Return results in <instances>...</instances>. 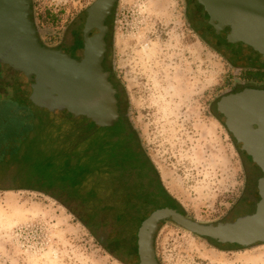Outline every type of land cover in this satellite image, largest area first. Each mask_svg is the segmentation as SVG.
I'll list each match as a JSON object with an SVG mask.
<instances>
[{
  "label": "rangeland",
  "instance_id": "1",
  "mask_svg": "<svg viewBox=\"0 0 264 264\" xmlns=\"http://www.w3.org/2000/svg\"><path fill=\"white\" fill-rule=\"evenodd\" d=\"M94 1L32 0L42 45L78 55L77 22ZM108 27L112 130L32 107L26 80L0 66V264H137L134 234L154 208L208 225L255 211L260 173L214 109L248 77L208 38L202 9L119 0ZM154 248L160 264H264V245L216 246L165 222Z\"/></svg>",
  "mask_w": 264,
  "mask_h": 264
},
{
  "label": "water",
  "instance_id": "2",
  "mask_svg": "<svg viewBox=\"0 0 264 264\" xmlns=\"http://www.w3.org/2000/svg\"><path fill=\"white\" fill-rule=\"evenodd\" d=\"M118 1L95 0L85 10L77 22L79 54L71 57L41 44L31 20L32 0H0V66L26 80L32 107L59 114L66 122L84 120L100 132L117 126V90L103 62L108 21ZM194 1L221 48L264 66V0ZM216 111L224 118L236 149L261 172L255 211L231 223L208 225L170 207L154 208L140 220L134 234L137 264H160L154 237L164 222L218 245H264V89L246 88L223 96ZM134 199H143L142 193H136Z\"/></svg>",
  "mask_w": 264,
  "mask_h": 264
},
{
  "label": "flooded vegetation",
  "instance_id": "3",
  "mask_svg": "<svg viewBox=\"0 0 264 264\" xmlns=\"http://www.w3.org/2000/svg\"><path fill=\"white\" fill-rule=\"evenodd\" d=\"M201 8V7H200ZM193 22V23H192ZM34 24V23H33ZM196 24V25H195ZM205 32L208 36L209 39H215V42L217 43L218 46H220L221 42L217 39V36L212 32V30L207 26L205 25ZM189 27L191 28V32L194 33V36L196 37L197 34H198V29H197V23L196 21H192L191 20V25H189ZM37 31V30H36ZM109 33V31H108ZM37 36L39 38V41H40V37L37 33ZM107 39H108V35H107V38H106V42H107ZM41 42V41H40ZM42 44V42H41ZM107 51H108V42H107ZM226 55L228 56L229 58V61L231 62V64L235 67V68H241V70L245 73V75H247L248 77V80L246 82H244L239 89H234L232 92L226 94V95H230V94H234V93H237V92H240L242 91L243 89H246V88H252V89H264V79H256L258 78V76L254 77L253 79L252 78H249V74L253 73V74H260V72H262V69L263 67H257V66H253V65H250L252 60L249 58V57H243L239 54H236V51H232V50H226ZM107 54V53H106ZM106 57V56H105ZM248 59H250V61H248ZM249 63V64H248ZM254 63V62H253ZM257 64V63H255ZM104 70L105 71H108L110 73V77H109V81L113 84V86L116 88L117 90V86L116 84L113 82V74H112V71H109L107 70V68L105 66H103ZM224 95V96H226ZM223 96H221L217 101L216 103L222 98ZM116 99H117V102H118V112H119V119L118 121H120L121 119V111H120V107H119V101H118V90H117V94H116ZM216 103L214 104V109H215V112L218 114V112L216 111ZM218 116H220L218 114ZM220 118L223 120V125H224V118L220 116ZM245 159H247L248 163L250 164V171H252L254 174L258 171L260 173V176H261V172L258 168H256L251 160L249 159V157H247L246 155H244ZM259 176V177H260ZM259 179V178H258ZM256 179V182H255V187L257 186V180ZM146 180V179H145ZM252 179H249V181L251 182ZM256 191H257V188H256ZM258 195V194H257ZM259 198L257 199V202H258ZM163 207H170V208H173L179 212H181L180 210H178L177 208H175L174 206H163ZM183 215H185L183 212H181ZM186 216V215H185ZM187 217V216H186ZM188 218V217H187ZM190 219V218H189ZM165 223H169V222H165ZM220 246H224V245H220ZM231 247V246H229Z\"/></svg>",
  "mask_w": 264,
  "mask_h": 264
},
{
  "label": "trees",
  "instance_id": "4",
  "mask_svg": "<svg viewBox=\"0 0 264 264\" xmlns=\"http://www.w3.org/2000/svg\"><path fill=\"white\" fill-rule=\"evenodd\" d=\"M248 61H250V59H248ZM251 62V61H250ZM249 64V63H248ZM250 65H253V66H257V67H263V68H261L262 69V72H260V74H253V73H251V74H249V78H254V77H256V76H258V78H256V79H262L263 80V78H264V66H261V65H259V64H255V63H253V62H251V64ZM30 103V102H29ZM31 105V104H30ZM233 139V138H232ZM234 141V140H233ZM250 159V158H249ZM257 199H258V195H257ZM125 211H127L126 210V208H124V209H121V214L119 215V216H117L116 217V223H120V222H122L123 221V217L125 216L124 214H126V212ZM208 241V240H207ZM209 242H211V241H209ZM99 243H100V246L101 247H103L104 248V246H103V243L99 240ZM211 243H213L214 245H216V246H220V245H218V244H216V243H214V242H211Z\"/></svg>",
  "mask_w": 264,
  "mask_h": 264
},
{
  "label": "bare ground",
  "instance_id": "5",
  "mask_svg": "<svg viewBox=\"0 0 264 264\" xmlns=\"http://www.w3.org/2000/svg\"><path fill=\"white\" fill-rule=\"evenodd\" d=\"M150 51V50H149Z\"/></svg>",
  "mask_w": 264,
  "mask_h": 264
}]
</instances>
